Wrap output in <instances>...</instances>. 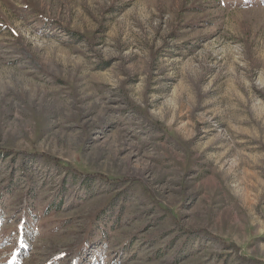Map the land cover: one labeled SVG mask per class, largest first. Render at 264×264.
<instances>
[{
  "label": "rangeland",
  "instance_id": "1",
  "mask_svg": "<svg viewBox=\"0 0 264 264\" xmlns=\"http://www.w3.org/2000/svg\"><path fill=\"white\" fill-rule=\"evenodd\" d=\"M0 264H264V0H0Z\"/></svg>",
  "mask_w": 264,
  "mask_h": 264
}]
</instances>
